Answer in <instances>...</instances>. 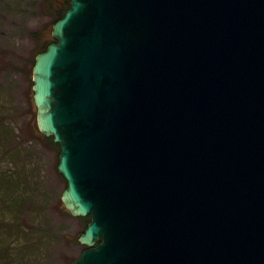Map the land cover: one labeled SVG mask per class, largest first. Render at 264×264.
I'll return each mask as SVG.
<instances>
[{"label": "water", "instance_id": "95a60500", "mask_svg": "<svg viewBox=\"0 0 264 264\" xmlns=\"http://www.w3.org/2000/svg\"><path fill=\"white\" fill-rule=\"evenodd\" d=\"M33 65L71 264H264V0H70Z\"/></svg>", "mask_w": 264, "mask_h": 264}, {"label": "rangeland", "instance_id": "374dc122", "mask_svg": "<svg viewBox=\"0 0 264 264\" xmlns=\"http://www.w3.org/2000/svg\"><path fill=\"white\" fill-rule=\"evenodd\" d=\"M66 1L0 0V264H71L85 249L89 217L61 201L59 148L38 128L32 89L35 56Z\"/></svg>", "mask_w": 264, "mask_h": 264}, {"label": "trees", "instance_id": "16d2710c", "mask_svg": "<svg viewBox=\"0 0 264 264\" xmlns=\"http://www.w3.org/2000/svg\"><path fill=\"white\" fill-rule=\"evenodd\" d=\"M69 5H70V4H69V0H67L66 2H64V3L61 4L60 9H59L57 12H55V14H54V20H53V23H54L57 19H59L60 17L63 16L64 12H65L66 9L69 7ZM46 46H47V45H46ZM45 49H46V47L43 48L42 51L45 50ZM42 136H43V135H42ZM43 137L46 138L50 143L56 145V146L59 148L58 144L54 142V140H53L52 137H49V138H47V137H45V136H43Z\"/></svg>", "mask_w": 264, "mask_h": 264}]
</instances>
